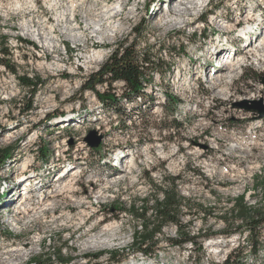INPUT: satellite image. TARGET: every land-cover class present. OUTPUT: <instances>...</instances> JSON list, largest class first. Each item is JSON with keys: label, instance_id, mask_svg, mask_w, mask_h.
Masks as SVG:
<instances>
[{"label": "rangeland", "instance_id": "1", "mask_svg": "<svg viewBox=\"0 0 264 264\" xmlns=\"http://www.w3.org/2000/svg\"><path fill=\"white\" fill-rule=\"evenodd\" d=\"M25 1L34 7L16 6ZM165 1L126 0L123 13L114 14L121 30L99 41L85 26L117 0H0V59L36 85L30 97L0 65V264H34L33 258L38 264H62L58 258L65 264H221L238 244L241 264H264V226L255 232L260 247L253 255L246 226L218 219L242 194L250 206L262 203L253 186L264 180V119L243 103L251 108L261 100L264 107V43L256 48L264 39V0H203L181 15ZM227 25L231 33L219 31ZM248 26L257 30L241 36ZM25 28L56 47L47 50ZM122 43L147 52L153 67L145 106L118 98L121 82L110 86L122 110L116 115L92 91H80ZM93 50L103 56L91 64L85 56ZM227 57L239 62L222 70L219 61ZM220 71L222 80H212ZM92 131L101 136L97 148L86 142ZM74 168L79 172H69ZM68 183L72 190L64 189ZM172 187L189 208L179 214L183 232L208 236L195 239L200 249L177 247L168 242L177 238L176 226L167 224L145 256L132 246L140 222L127 210ZM106 224L114 230L101 236ZM225 230L232 232L227 238L220 234Z\"/></svg>", "mask_w": 264, "mask_h": 264}, {"label": "trees", "instance_id": "2", "mask_svg": "<svg viewBox=\"0 0 264 264\" xmlns=\"http://www.w3.org/2000/svg\"><path fill=\"white\" fill-rule=\"evenodd\" d=\"M19 41L22 42L21 40ZM1 53L4 57L8 56L5 50L3 52L1 51ZM150 59L151 57H149L147 52L138 54L135 51L134 45L126 47L125 43H122L116 46L99 71L85 79L83 88H81L80 92L86 90L92 91L103 107L110 108L116 115H122V110L115 106L118 101L117 97L110 89L112 83L122 82V93L118 98L125 100L127 103L143 101V106H145L147 105L145 101V89L150 80V72L148 71L151 69L150 67H153L150 66ZM0 65L17 77L21 85L29 90L28 95H30V97L34 95L36 85L33 84L31 79L19 77L15 69L7 66L3 59H0ZM104 84L107 89L100 93L96 87ZM164 98L167 103L174 104V98L171 96L165 94ZM31 110L32 105H29L25 112ZM3 151L4 153H10V150L7 149ZM7 157L8 155L5 156V158ZM2 161L3 160H1V162ZM171 181H174V179ZM253 187L261 191V204H255V206L248 205L245 201V195L242 194L231 200L230 209L226 213L218 216V219L227 226L231 225L234 227L238 222H240L241 226L244 224L249 230L248 246L250 252L256 255L260 247V238L257 234L255 235V232L259 227L264 226V180L262 179L259 181L257 178ZM175 189L172 187L171 190H161L160 198H143L140 201L141 206L139 209L136 208L135 205H131L127 210V213L140 222L139 229H135L131 235L132 246H135L137 251L145 256L149 255V246L155 245L156 235L160 234L162 228L167 224H174L176 226L177 238H171L168 242L177 247L190 243L191 246L200 249L201 246L195 239L208 236L202 234L199 235V237H195L191 235L190 232H183L179 221V214L183 209H187L188 205H186L185 200L178 195ZM201 212L204 213L205 211L201 209ZM238 229L239 226L236 227V230ZM220 234L227 238L232 232L225 230ZM240 253H242V247L241 244H238L235 249H232L229 254L226 255V258L221 264H241L242 259L239 257ZM60 254L61 250H58L57 255L60 256ZM58 259L62 264L67 262V260H61V258ZM50 262L51 260H47L46 263L42 262L39 264H50ZM30 263L38 264V261L33 258L30 260Z\"/></svg>", "mask_w": 264, "mask_h": 264}, {"label": "bare ground", "instance_id": "3", "mask_svg": "<svg viewBox=\"0 0 264 264\" xmlns=\"http://www.w3.org/2000/svg\"><path fill=\"white\" fill-rule=\"evenodd\" d=\"M123 2H126V0H122ZM200 1H203V0H168V1H165V5H167V3H170L171 4V8L173 9V10H171V11H173L174 12V14L175 15H181V14H188V12H189V9L191 8V5H196L197 7H198V5H199V7H202L203 6V3L200 5L199 4V2ZM86 2V1H85ZM123 2H121L120 0H117V3H115V4H113V5H109V6H107L105 9H104V11L102 12V15L100 16V18H99V16L97 17V20H94V22L92 23V22H87L88 24L85 26L87 29H90L91 27L94 29L93 30V32L91 31V33H95V35H96V39L97 40H99V41H103V37L104 36H112L114 33H119V31L121 30V27H122V25L119 23V21L120 20H118L117 19V24H116V22H114L113 20H115L114 18H116L115 16H114V14L117 12V18L120 16V13L122 12L123 13V5H124V3ZM74 4V3H73ZM81 4H82V6H83V3H82V1H81ZM78 5V4H77ZM16 6L18 7V8H24V7H31V9L34 7L33 5H31V2H29V1H25L24 3L23 2H17V4H16ZM76 7V6H75ZM74 7V8H75ZM83 8V7H82ZM35 9V8H34ZM132 9V8H131ZM79 10V9H78ZM21 11V10H20ZM69 11H70V9H69ZM71 11H73V10H71ZM74 12V11H73ZM72 12V14L73 15H71L74 19L77 17L74 13ZM132 12V11H131ZM167 12H169V10L167 11ZM61 13V12H60ZM68 13H70V12H68ZM131 14V13H130ZM98 15V14H97ZM66 15H61L60 17H61V19L63 20V19H66L67 20V18L65 17ZM68 16V15H67ZM84 16V15H83ZM72 17H71V19H72ZM86 18V17H85ZM180 17H178V19H179ZM83 19V18H82ZM217 20H221V18H218L217 17ZM69 21V20H68ZM71 21H73V23H74V20H71ZM91 21V20H90ZM169 21V20H168ZM168 21H166V23H168ZM171 22V21H170ZM169 22V23H170ZM188 23L189 22H187L186 23V25L185 26H188ZM72 24V23H71ZM83 24V23H82ZM77 26H78V24H76ZM75 25V26H76ZM104 25V26H103ZM90 26V27H89ZM223 26V25H222ZM29 28V27H28ZM24 30V29H23ZM25 30H26V35H28V36H32V38H34V39H36V40H39L40 42V44H42L43 46H45L46 47V49L47 50H50V49H52V48H55L56 47V45H54V46H52V43H50V41L48 40L49 38H48V36H54V34H55V31H54V28L51 26L48 30H49V32H47L48 34L46 35V37L48 38H46V37H44L45 38V40L44 41H41L40 39L42 38L43 39V37L42 36H44L43 35V33H41V32H37L36 33V31H32V29L30 30V29H27V28H25ZM233 30V28H232V26H226V27H223V28H219V31H222V32H225V33H231V31ZM253 30V28L252 27H250V26H248L247 28H242L240 31H239V33H240V35L241 36H245V34L247 35L248 34V32L249 31H252ZM79 34V33H78ZM81 35H83V32L82 33H80ZM25 35V36H26ZM80 35V36H81ZM84 36V35H83ZM248 36V35H247ZM246 36V37H247ZM79 37V36H78ZM75 38H77V37H75ZM51 39V38H50ZM82 40V39H81ZM85 41V40H84ZM264 43V39H262V41L260 42V44H258L259 46L261 45L262 46V44ZM257 45V44H256ZM257 45V46H258ZM225 46V45H224ZM248 47V46H247ZM246 47V48H247ZM231 48V47H230ZM244 51V50H243ZM219 53L217 54V57H219L220 56V54L222 55V54H224L225 53V50H224V48L222 47V48H220L219 49V51H218ZM236 53V52H235ZM260 55V54H259ZM102 56H103V52L101 51V50H99V51H97V50H93L92 51V53L91 54H87L86 56H85V59H86V61L88 60V62L89 63H91V64H93V63H96V62H99L100 60H101V58H102ZM240 56L241 55H239V56H237L236 57V59L237 58H239V59H242V58H240ZM234 57L233 58H231V59H229L228 57L225 59V60H220L219 61V68H221L222 70L223 69H228L230 66H234V63H235V61L236 62H239L238 60H236ZM256 60V59H255ZM261 61V59H258L257 61ZM49 67V66H48ZM47 67V68H48ZM222 76H223V72H221L220 71V73H218V74H216V73H214L212 76H211V78H212V80L215 78V79H217L218 81L219 80H222ZM116 156V155H115ZM115 161H117V156L115 157ZM15 162H18V160H16ZM28 161L27 160H25V161H22V163H21V168H20V171L23 173L24 171H26V169H28V167H29V165H28V163H27ZM77 168H74V169H71L69 172H73L72 174H76V173H78L79 171L78 170H76ZM64 172V171H63ZM68 172V173H69ZM67 173V174H68ZM18 177H21V175L20 176H18ZM33 178V179H32ZM31 179L34 181V177H32ZM8 179H10V180H12V177H9ZM15 189H16V187H15ZM64 189H66V190H72L73 189V185L71 184V183H68L67 185H65L64 186ZM83 199L82 198H80L78 201H79V203H81V201H82ZM54 203L53 202H51V203H49V206H51V205H53ZM83 213H85V211H82V214ZM86 215V214H85ZM114 230V225H112V224H106V225H104V227L102 228V231H101V236L102 235H104V234H106V233H109V232H112ZM105 241V240H104ZM89 242H92V240L91 241H89Z\"/></svg>", "mask_w": 264, "mask_h": 264}, {"label": "water", "instance_id": "4", "mask_svg": "<svg viewBox=\"0 0 264 264\" xmlns=\"http://www.w3.org/2000/svg\"><path fill=\"white\" fill-rule=\"evenodd\" d=\"M263 85H264V79H262ZM251 108H247V101L243 103L244 108L246 111H251L253 113H256L257 119H264V107H262V101H252ZM101 136L97 137L95 132H90L86 138V142L88 143L90 148H97L100 144Z\"/></svg>", "mask_w": 264, "mask_h": 264}, {"label": "built area", "instance_id": "5", "mask_svg": "<svg viewBox=\"0 0 264 264\" xmlns=\"http://www.w3.org/2000/svg\"><path fill=\"white\" fill-rule=\"evenodd\" d=\"M114 83H116V82H114ZM121 83H122V82H121ZM112 84H113V83H112ZM112 84H111V85H112ZM104 85H105V84H104ZM105 87H106V86H105ZM190 246H191V244H190Z\"/></svg>", "mask_w": 264, "mask_h": 264}]
</instances>
